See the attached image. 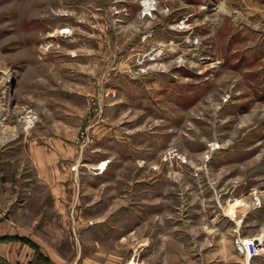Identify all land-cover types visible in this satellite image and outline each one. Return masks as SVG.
<instances>
[{
	"label": "rangeland",
	"instance_id": "rangeland-1",
	"mask_svg": "<svg viewBox=\"0 0 264 264\" xmlns=\"http://www.w3.org/2000/svg\"><path fill=\"white\" fill-rule=\"evenodd\" d=\"M142 1L0 0L13 222L78 264L264 262V0Z\"/></svg>",
	"mask_w": 264,
	"mask_h": 264
},
{
	"label": "crops",
	"instance_id": "crops-1",
	"mask_svg": "<svg viewBox=\"0 0 264 264\" xmlns=\"http://www.w3.org/2000/svg\"><path fill=\"white\" fill-rule=\"evenodd\" d=\"M8 139V138H7ZM44 161V160H43ZM38 169V168H37ZM44 169V170H43ZM45 166L39 167L40 175L37 177L42 181L43 185L45 183L46 174L49 171L45 170ZM8 171L6 168L0 165V204L7 205V207L3 208L5 212L9 213V217L11 218L10 224L5 220V222H0V264H45L46 261H42L39 259L38 254L42 253L45 257L49 258V264H78V261H67L61 257V255L57 254L54 251L53 256H48L46 254V250L42 247L40 242H36L30 234L27 236L21 234L20 231H23L21 227L17 226L16 223L13 222V219L18 221V217L20 212L17 209L10 210V206L13 204V193H10L7 188H4V182L6 181ZM24 175V170L21 171L22 179L20 180L21 188H23L24 183H27L29 179ZM51 189L53 195L56 196V199H59L60 196V186L52 185ZM19 201V205H20ZM256 237V236H251ZM257 256V257H256ZM255 258L251 259L252 264H264L263 259L261 261H257L258 257L261 256L258 253ZM78 258V254L76 259ZM86 264V263H83ZM247 264H251L248 262Z\"/></svg>",
	"mask_w": 264,
	"mask_h": 264
},
{
	"label": "built area",
	"instance_id": "built-area-1",
	"mask_svg": "<svg viewBox=\"0 0 264 264\" xmlns=\"http://www.w3.org/2000/svg\"><path fill=\"white\" fill-rule=\"evenodd\" d=\"M0 96H3L0 94ZM3 98V97H2ZM7 99V100H6ZM11 97L8 99L4 97L3 100L0 101V128L3 124L5 126L9 125L10 122H13L15 118L18 116L14 114L16 111L13 104H11ZM5 216L4 213H0V218ZM10 224H13L10 220H7ZM233 247L235 252L238 255L244 256L248 260L252 257L256 256L259 252L260 243L257 242L256 237H244L241 235H237L233 238Z\"/></svg>",
	"mask_w": 264,
	"mask_h": 264
},
{
	"label": "bare ground",
	"instance_id": "bare-ground-1",
	"mask_svg": "<svg viewBox=\"0 0 264 264\" xmlns=\"http://www.w3.org/2000/svg\"><path fill=\"white\" fill-rule=\"evenodd\" d=\"M153 4H154V1L153 0H143L142 3H141V6L144 7V10H148V9H150V7H151L152 10H154V5ZM217 20H218L217 17H215L214 19H212L213 22L214 21H217ZM68 32H69L68 29H64L61 32L59 31V33H61V34L68 33ZM5 77L7 79L8 77H10V74L8 72H6ZM6 79L4 80L5 82L8 81ZM240 206H241V202H235L233 204H230L229 205V208L227 209V214L230 215V216H233L234 213H236V209H238V207H240ZM257 240L261 241L260 239H257ZM260 244H262V242H260ZM128 264H137V263L135 261H129Z\"/></svg>",
	"mask_w": 264,
	"mask_h": 264
}]
</instances>
